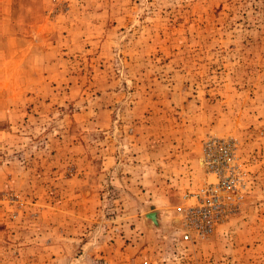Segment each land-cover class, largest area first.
Here are the masks:
<instances>
[{"label": "rangeland", "instance_id": "obj_1", "mask_svg": "<svg viewBox=\"0 0 264 264\" xmlns=\"http://www.w3.org/2000/svg\"><path fill=\"white\" fill-rule=\"evenodd\" d=\"M0 264H264V0H0Z\"/></svg>", "mask_w": 264, "mask_h": 264}, {"label": "built area", "instance_id": "obj_2", "mask_svg": "<svg viewBox=\"0 0 264 264\" xmlns=\"http://www.w3.org/2000/svg\"><path fill=\"white\" fill-rule=\"evenodd\" d=\"M231 160L232 152L228 141L211 139L207 142L203 161L205 165L214 167L213 172L217 180L193 193L192 197L195 201L193 204L176 208L180 214L179 228L182 240L189 241L193 237L205 236L219 220L222 210L220 200H223L221 192L227 191L230 187L223 172L231 167Z\"/></svg>", "mask_w": 264, "mask_h": 264}]
</instances>
